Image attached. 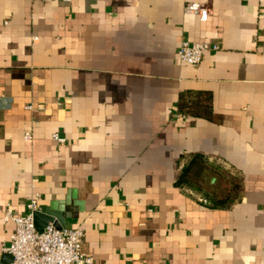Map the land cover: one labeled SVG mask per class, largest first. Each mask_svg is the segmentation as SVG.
<instances>
[{
	"label": "crops",
	"instance_id": "1",
	"mask_svg": "<svg viewBox=\"0 0 264 264\" xmlns=\"http://www.w3.org/2000/svg\"><path fill=\"white\" fill-rule=\"evenodd\" d=\"M195 154L223 206L175 185ZM33 193L95 264H264V0H0V249Z\"/></svg>",
	"mask_w": 264,
	"mask_h": 264
},
{
	"label": "built area",
	"instance_id": "2",
	"mask_svg": "<svg viewBox=\"0 0 264 264\" xmlns=\"http://www.w3.org/2000/svg\"><path fill=\"white\" fill-rule=\"evenodd\" d=\"M63 1L69 3L71 0ZM183 12L198 16L201 21H206L208 16L207 8L196 2L186 4ZM217 49V46L208 43L183 41L178 46L176 55L179 61L196 67L201 63L204 52ZM5 104L3 103V106ZM26 109L32 111L34 108L28 105ZM51 138L58 143L65 142L58 134L52 135ZM30 139V133H25L24 140ZM39 198L37 193L31 195L26 204V214L23 216L14 215L11 207L7 206L3 220L12 222L14 231L9 244L0 249V256L9 255L12 258L11 264H95L91 256L83 251V231L80 228L57 229L53 224H49L42 232L36 229L34 214L41 211ZM199 201L207 203L206 199Z\"/></svg>",
	"mask_w": 264,
	"mask_h": 264
},
{
	"label": "trees",
	"instance_id": "3",
	"mask_svg": "<svg viewBox=\"0 0 264 264\" xmlns=\"http://www.w3.org/2000/svg\"><path fill=\"white\" fill-rule=\"evenodd\" d=\"M201 107L204 108V112ZM177 108L179 112L184 115L203 116L205 118H208L209 116L208 106L200 105L198 100H186L185 96L180 97ZM211 173L213 176L215 174L219 176L224 185L222 186L219 184L215 190L212 189L209 191L204 186L202 187L200 182L203 178L208 179L209 176L212 175ZM175 185L198 188L211 200L214 206H223L226 203V198L228 197L227 195H229L230 192L233 193L238 186L236 182L228 180L226 177L220 175L217 171L212 169L200 154L193 155L184 165L177 176Z\"/></svg>",
	"mask_w": 264,
	"mask_h": 264
},
{
	"label": "water",
	"instance_id": "4",
	"mask_svg": "<svg viewBox=\"0 0 264 264\" xmlns=\"http://www.w3.org/2000/svg\"><path fill=\"white\" fill-rule=\"evenodd\" d=\"M217 179L215 176H212L207 179L206 183L207 185L203 186L207 188L209 191L215 190V187H217ZM34 223L35 227L39 232H42L46 226L49 224H53L54 227L57 229H61L65 225V220L61 215V208H57L56 210L53 208V205L45 206L41 209L40 212H37L34 214ZM10 258V261H12V258L9 255H4V257Z\"/></svg>",
	"mask_w": 264,
	"mask_h": 264
}]
</instances>
